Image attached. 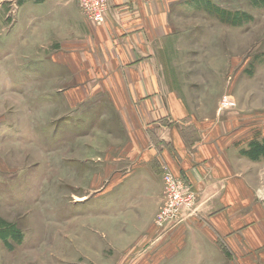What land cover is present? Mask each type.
<instances>
[{"label":"rangeland","instance_id":"1","mask_svg":"<svg viewBox=\"0 0 264 264\" xmlns=\"http://www.w3.org/2000/svg\"><path fill=\"white\" fill-rule=\"evenodd\" d=\"M164 1L147 77L160 79L198 119L229 128L233 153L262 142L264 0ZM67 2L91 26L103 22L89 19L78 0ZM82 29L46 0H0V264H264L259 242L235 253L238 261L226 236L198 230L188 180L195 201L181 205L176 219L161 217L164 200L134 218L122 215L124 66H92L86 47L70 54L67 44L86 38ZM258 160L250 174L264 208ZM130 221L139 227L133 224L139 238L131 243ZM183 223L187 239L151 257L153 239Z\"/></svg>","mask_w":264,"mask_h":264},{"label":"crops","instance_id":"2","mask_svg":"<svg viewBox=\"0 0 264 264\" xmlns=\"http://www.w3.org/2000/svg\"><path fill=\"white\" fill-rule=\"evenodd\" d=\"M72 3L46 0V4L57 7L65 23L86 32V38L77 37L75 47L67 44L74 49L69 53L75 55L78 46L86 47L92 66H124L122 156L128 161L123 165L126 175H122V184H125L122 215L134 218L143 207L156 202L160 205L164 197V175L170 173L184 177L196 190L198 217L193 221L200 225V232L212 238L209 236L211 228L215 236H226L232 256L238 261L240 257L234 254H241L244 248L248 254L251 246L259 242L257 248L261 249L264 246V208L259 203L258 186L250 174L260 160L251 159L244 152L233 153L234 138L229 128L224 129L213 120L198 119L181 98L160 88V79L147 77L154 73L152 41L156 36L153 32L162 24L166 2L107 0L103 22L93 26ZM261 175L264 180V172ZM134 223L124 224L135 230H125L130 243L139 238V227L135 223L136 230ZM187 230L188 225L183 223L177 230H171L173 234L167 239H164L166 236L161 240L154 238L155 242H149L155 251L151 257L171 254L174 240L187 239Z\"/></svg>","mask_w":264,"mask_h":264},{"label":"built area","instance_id":"3","mask_svg":"<svg viewBox=\"0 0 264 264\" xmlns=\"http://www.w3.org/2000/svg\"><path fill=\"white\" fill-rule=\"evenodd\" d=\"M87 17L96 23L103 21L104 12L107 8L106 0H78ZM165 197L161 206L160 215L164 221L178 217L181 205L194 204L195 194L182 176L170 173L164 175ZM186 200L187 202H185Z\"/></svg>","mask_w":264,"mask_h":264},{"label":"trees","instance_id":"4","mask_svg":"<svg viewBox=\"0 0 264 264\" xmlns=\"http://www.w3.org/2000/svg\"><path fill=\"white\" fill-rule=\"evenodd\" d=\"M244 153L251 159L264 158V140L259 143L251 144L250 149L244 151Z\"/></svg>","mask_w":264,"mask_h":264}]
</instances>
